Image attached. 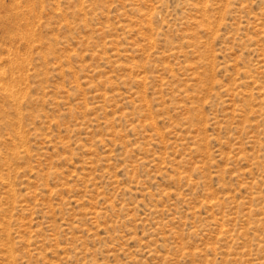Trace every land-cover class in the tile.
<instances>
[{
	"label": "rangeland",
	"instance_id": "rangeland-1",
	"mask_svg": "<svg viewBox=\"0 0 264 264\" xmlns=\"http://www.w3.org/2000/svg\"><path fill=\"white\" fill-rule=\"evenodd\" d=\"M0 264H264V0H0Z\"/></svg>",
	"mask_w": 264,
	"mask_h": 264
}]
</instances>
